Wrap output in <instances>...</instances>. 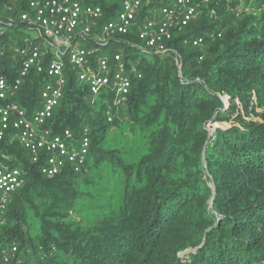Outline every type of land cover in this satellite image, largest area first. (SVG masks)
I'll list each match as a JSON object with an SVG mask.
<instances>
[{
  "label": "trees",
  "instance_id": "1",
  "mask_svg": "<svg viewBox=\"0 0 264 264\" xmlns=\"http://www.w3.org/2000/svg\"><path fill=\"white\" fill-rule=\"evenodd\" d=\"M239 1L212 0L166 54L138 49L129 37L123 58L141 79L123 105L105 94L90 107L69 76L53 124L56 132L88 128L80 173L45 177L17 144H0L16 154L10 163L23 182L0 213V264H264V112L254 122L238 111L248 118L264 111V0ZM13 33L0 35L4 54ZM196 37L205 50L191 46ZM39 78L25 81L22 103L35 97ZM124 119L148 139L138 161L107 147L109 128ZM227 122L212 135L206 128ZM108 179L120 184L115 204L99 191ZM86 196L102 215L83 231L65 219Z\"/></svg>",
  "mask_w": 264,
  "mask_h": 264
},
{
  "label": "built area",
  "instance_id": "2",
  "mask_svg": "<svg viewBox=\"0 0 264 264\" xmlns=\"http://www.w3.org/2000/svg\"><path fill=\"white\" fill-rule=\"evenodd\" d=\"M212 0H7L0 3V35L14 29V44L8 54L0 51V144H17L51 178L65 170L80 173L89 154L88 128L76 134L56 132V108L68 90L72 76L85 88L88 104L115 95L123 105L133 80L141 74L123 58L124 44L135 37L136 48L166 54L168 44L208 8ZM232 1V0H229ZM213 11H210V15ZM33 33L34 37L21 31ZM218 38L221 33L217 34ZM18 43V45H17ZM204 40H191L193 48ZM110 46L118 47L110 48ZM199 59H201L199 57ZM40 77L35 97L20 101L25 81ZM106 121L112 123L110 109ZM16 154L0 150V213L10 195L21 187L20 168L12 165ZM11 162V163H10ZM16 252L11 246L9 254ZM9 258L4 257V262Z\"/></svg>",
  "mask_w": 264,
  "mask_h": 264
},
{
  "label": "rangeland",
  "instance_id": "3",
  "mask_svg": "<svg viewBox=\"0 0 264 264\" xmlns=\"http://www.w3.org/2000/svg\"><path fill=\"white\" fill-rule=\"evenodd\" d=\"M242 2L243 0L239 1L241 5L243 4ZM199 16H197L195 19H197ZM14 29L16 32L18 31V28H14ZM14 29L9 28V30H11L12 32L14 31ZM23 34L25 35L27 34L31 38L34 37L33 33L25 31L24 29L23 31H21V36H23ZM13 35L14 34H11L9 38H13ZM15 39H17V41L20 40V36L15 37ZM1 47H4L3 41H0V48ZM110 48H116L118 50H121L120 48L116 46L114 47L110 46ZM201 49L205 50V48L203 47H201ZM128 53L133 54L134 52L133 50H130L128 51ZM109 99L115 100V95L114 97L112 96ZM226 100L227 99H224V98L222 99L225 105H226ZM237 107H239L238 102H237ZM97 110H98L97 108L93 109L90 115L92 116V114H95L93 112ZM238 111L242 115L243 118L250 120V121L253 120L254 122L260 121L261 120L260 115L264 112L262 109H256L255 112H257L258 115L254 118H248V117H245L244 109H242V107L241 108L239 107ZM120 119L121 118H117V121L118 120L120 121ZM124 121L118 122L116 123V125H113V127L109 128L107 147H110V148L115 147L117 149H123L127 152V156H129L130 160L138 161L142 157V155H145L148 152V149H147L148 139L146 135L143 134L139 126L134 125L133 123L127 121V119H124ZM230 126H231L230 122L214 123L213 125L211 124L207 125L206 128L207 130H209L210 135H212L213 131L217 127H220L222 129H227ZM119 186H120L119 183H116V185H113V182L110 179H108V180L102 181V187H100V189L98 187L96 188L99 189V191L104 190L105 194H110L109 200L111 201V204H115V202L119 201L120 199ZM83 192L85 193L88 192L91 195H95V193H97V192L92 191L91 187H86ZM94 203L95 201L93 198L86 196L85 202L82 203V206H80L79 209H77L75 212H72V214H70L65 219V222L71 225L72 228L74 227L79 228L83 231H86L88 228L94 226L96 222L101 218V215H102V213L99 212L100 209L97 206H95ZM30 221L34 223L33 219H31Z\"/></svg>",
  "mask_w": 264,
  "mask_h": 264
}]
</instances>
